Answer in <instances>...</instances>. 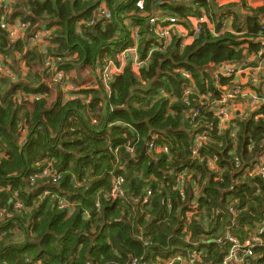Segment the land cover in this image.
Listing matches in <instances>:
<instances>
[{"label": "clouds", "instance_id": "clouds-1", "mask_svg": "<svg viewBox=\"0 0 264 264\" xmlns=\"http://www.w3.org/2000/svg\"><path fill=\"white\" fill-rule=\"evenodd\" d=\"M0 264H264V0H0Z\"/></svg>", "mask_w": 264, "mask_h": 264}]
</instances>
